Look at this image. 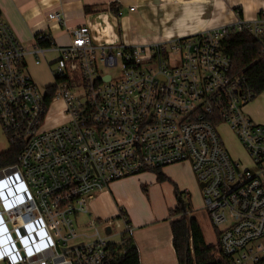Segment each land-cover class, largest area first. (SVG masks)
<instances>
[{"label":"built area","instance_id":"obj_1","mask_svg":"<svg viewBox=\"0 0 264 264\" xmlns=\"http://www.w3.org/2000/svg\"><path fill=\"white\" fill-rule=\"evenodd\" d=\"M48 18L50 32L68 31L70 44L57 45L45 31L25 47L0 10V125L10 143L23 146L15 164L0 168V263L117 264V247L133 233L127 216L108 236L98 228L83 233L79 216L91 215L90 201L112 182L181 162L192 165L218 229L215 258L260 263L264 124L246 113L255 91L221 42L233 29L247 30L264 60V10L253 20L154 44L97 45L87 25L69 27L63 11ZM48 51L59 53L49 64L54 82L40 87L28 57L41 64ZM58 101L66 120L49 126ZM223 123L255 169L232 157L219 133ZM89 223L113 226L95 217Z\"/></svg>","mask_w":264,"mask_h":264},{"label":"crops","instance_id":"obj_2","mask_svg":"<svg viewBox=\"0 0 264 264\" xmlns=\"http://www.w3.org/2000/svg\"><path fill=\"white\" fill-rule=\"evenodd\" d=\"M87 6L91 7L88 12L85 10ZM132 7L134 9H131ZM0 10L17 38L26 42L34 38L36 40L40 32H50L48 27L51 21L48 18V12L60 10L64 12L69 27L87 25L94 44H154L233 24L239 18L256 19L264 10V0H0ZM50 33L57 45L70 44L72 41L71 35L66 30L56 28ZM49 53L57 54V57L59 53L48 51L45 54V60L41 63L52 75L49 66L52 61L48 57ZM28 61L29 64L35 63L32 57H28ZM260 120L264 124V120ZM186 163L189 164L192 179L198 182L192 165L189 162ZM179 164L169 165L161 170L174 184L173 194L177 202L175 188L178 187L180 191L188 193L192 186L191 182L185 180L183 182L185 184H182L180 179L179 181L169 174L174 170L173 167ZM144 176L146 175L136 177L137 181H143ZM156 177L157 181L161 182L158 180V174L152 176L153 179ZM129 178L131 176L112 182L108 190L94 198H101L103 206L102 215L94 217L101 223L106 220L116 221L117 218L122 223L120 214L122 211L126 212L125 215L133 227L132 237L138 247L141 264H179L173 245L171 226L172 220L178 217L170 215V210L178 205L168 207L163 215L152 210L147 214L145 213L147 209L138 207L136 201L127 195L114 197L111 187ZM121 202H124L126 208L120 205ZM106 203L109 205L108 210L104 208ZM193 211H191L192 216L198 219L206 243L216 245L218 229L213 226L207 210ZM208 236L214 238V241L209 240Z\"/></svg>","mask_w":264,"mask_h":264},{"label":"rangeland","instance_id":"obj_3","mask_svg":"<svg viewBox=\"0 0 264 264\" xmlns=\"http://www.w3.org/2000/svg\"><path fill=\"white\" fill-rule=\"evenodd\" d=\"M117 22V19H116ZM20 42L25 46L29 47L30 45L35 43V38L33 40L29 41H23L19 39ZM105 45V44H104ZM49 59L51 61H54V59L57 58V54L49 53L48 55ZM29 71L32 75L33 79L37 82V84L40 87H45L46 85L53 82L54 78L51 75L49 69L44 64H35L31 62L29 64ZM112 74H117L116 70H107ZM62 103L61 101L54 102L49 110V117L47 120V125H55L58 123H62L66 120L65 113L62 110ZM246 113L252 117V119L260 123L262 122L260 119L264 120V93L259 94L256 98H254L251 102H249L245 107ZM259 118V119H258ZM263 124V122H262ZM219 133L222 137V140L226 146V148L229 150L230 154L234 159L240 160L244 167L255 169L253 166V161L250 155L248 154L245 147L242 145L240 140L238 139L235 132L229 127L228 124L223 123L219 126ZM10 148V141L5 133V131L2 129L0 125V152H3ZM188 163H180L179 165H176L177 167H173L174 170L172 172H169L170 175H172L176 179H180V183L185 184L183 182H191L190 186V192L184 193L183 197L185 198V202L189 203L191 202L194 209L198 210L200 212H204V197L202 195V189L200 187V184L198 182H195V180L192 179ZM151 174L157 176V171H145L143 173L132 175L131 178L128 180L119 181L115 186L113 185L111 187V193L114 197L116 196H125L127 195L132 200L136 201L137 206L144 207L147 209L145 213L149 214L150 211H156L159 215H163L164 211L167 210L168 207H173L175 205H178L177 200L175 199V196L173 194L174 190V184L170 182L168 179L158 182L157 177L156 179H153ZM140 175H146L144 176L143 181H137L136 177H139ZM168 177H170L168 175ZM184 192V191H181ZM121 206H124V202H121ZM97 205V206H96ZM125 207V206H124ZM102 199H94L90 201L89 203V210L91 211L92 215L89 214H81L78 218L79 220V228L80 230L87 234L92 235L96 232V229L98 228L102 236H107L109 232L115 231L117 228L118 230L123 228V223L119 221L117 218L116 221L113 222L112 225H97L94 226L90 224L91 218H94V216L102 215ZM104 208L106 210L109 209L108 203L104 205ZM126 208V207H125ZM128 210V208H127ZM194 212V211H193ZM193 212L188 213L189 216H192ZM104 218V217H102ZM109 218V217H107ZM207 218V217H206ZM122 225L121 227H119ZM111 241H116L118 238L110 237ZM208 239L211 241H214V238L212 239L210 236H208ZM81 241L78 240V242ZM218 252V246L216 245L215 250L213 252V255H217ZM4 264V263H0Z\"/></svg>","mask_w":264,"mask_h":264},{"label":"trees","instance_id":"obj_4","mask_svg":"<svg viewBox=\"0 0 264 264\" xmlns=\"http://www.w3.org/2000/svg\"><path fill=\"white\" fill-rule=\"evenodd\" d=\"M85 10H91L87 6ZM41 33V32H40ZM39 34V33H38ZM37 34V35H38ZM43 46L50 45V40H40ZM222 49L231 56L233 70L241 72L248 79L249 84L255 91V98L264 93V60L260 59L262 46L253 34L247 30H231L222 40ZM55 85L48 88L49 97L55 92ZM23 150L22 145L10 143V148L0 152V168L15 164ZM158 180L168 179L161 170H157ZM178 187L175 194L178 199V206L170 210V215L178 217L172 220L173 245L176 251L179 264H230L226 257L216 259L213 255L216 245H208L205 241L199 221L188 213L193 211L191 202L186 203L183 194ZM182 202L185 209L182 208ZM126 212H121L120 216ZM126 237L124 245L117 247V264H141L140 253L132 237ZM264 264V259L258 263Z\"/></svg>","mask_w":264,"mask_h":264},{"label":"water","instance_id":"obj_5","mask_svg":"<svg viewBox=\"0 0 264 264\" xmlns=\"http://www.w3.org/2000/svg\"><path fill=\"white\" fill-rule=\"evenodd\" d=\"M202 186H203V185H202ZM182 208H183V209H185V205H184V203H183V202H182Z\"/></svg>","mask_w":264,"mask_h":264}]
</instances>
